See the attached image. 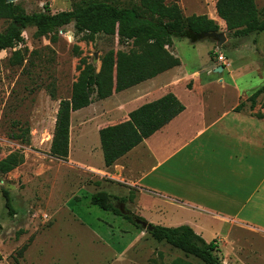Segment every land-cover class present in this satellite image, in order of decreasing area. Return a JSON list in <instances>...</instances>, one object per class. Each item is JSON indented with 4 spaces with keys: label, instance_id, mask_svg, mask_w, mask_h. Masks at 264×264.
I'll use <instances>...</instances> for the list:
<instances>
[{
    "label": "rangeland",
    "instance_id": "1",
    "mask_svg": "<svg viewBox=\"0 0 264 264\" xmlns=\"http://www.w3.org/2000/svg\"><path fill=\"white\" fill-rule=\"evenodd\" d=\"M74 1L77 0H14V3L20 4L27 13L43 11L45 5L55 13L70 10ZM171 1L178 2L186 16L205 14L212 18L220 32H224L221 48H217L215 38L196 43L174 38L168 49L179 58L178 67L139 87L95 100L87 108L71 114L66 160L50 156L49 145L59 100L70 97L71 86L82 68L80 59L84 58L99 72L101 58L107 51H128L132 43H122L117 36L104 34L89 40L83 33H75L73 24H69L47 35H39L34 27H27L22 33V43L0 51V159L14 151L24 155L23 164L0 177V237L4 244L0 248L15 264H19L22 245L33 239L36 241L28 253L29 260L41 256L44 263L57 260L61 264H106L107 261L120 264L112 260L115 257L112 250L119 252L128 240L135 239V234L126 233L134 225L90 203V193L97 192L98 188L85 186L89 178L81 170L95 159L94 148L100 143L97 130L122 120L120 112L126 109L122 97L154 85L157 90L162 89L165 81L174 78L175 91L189 105L193 104V97L185 93L186 88L198 85L194 94H203L204 112L209 115L244 95L249 96L264 84V32L233 36L227 20L218 12L219 0H166ZM254 4L259 18H263L264 0H254ZM6 25L0 21V30ZM218 54L223 55L225 64L218 61ZM219 66L225 70H218ZM263 98V95L258 98L253 110L246 99L242 109L256 114ZM22 132L23 138L14 136ZM98 162L94 165H100ZM105 188L124 193L119 187ZM2 189L9 191L13 215L5 207ZM139 202V210L132 205H127V210L152 225L184 219L196 233H202L206 242L217 236L232 241L231 246L223 249L221 241L216 240L220 250L217 254L227 259L224 264H264V231L242 226L228 230L226 224L207 214L176 207H165L158 212L151 207L149 197ZM145 239L143 249L135 252L137 242L133 243L123 253L124 259L134 264H202L166 242L156 241L146 230ZM102 241L111 251L97 243Z\"/></svg>",
    "mask_w": 264,
    "mask_h": 264
},
{
    "label": "trees",
    "instance_id": "2",
    "mask_svg": "<svg viewBox=\"0 0 264 264\" xmlns=\"http://www.w3.org/2000/svg\"><path fill=\"white\" fill-rule=\"evenodd\" d=\"M217 7L220 16L227 20L233 36L246 37L264 32V17L259 18L254 0H219ZM0 21L7 23L0 30V51L22 43V33L27 27H34L39 35H47L69 24H73L75 33H83L89 40L97 34H104L117 36L122 43H132L128 51H107L101 58L99 72L84 58L80 59L82 68L71 86L70 97L59 100L49 148V155L61 160H66L69 154L72 112L179 66V58L168 49L174 38L196 43L213 39L220 32L219 25L207 15L186 16L178 2L166 0H77L70 10L55 13L47 5L43 11L27 13L20 4L0 0ZM261 95L264 96V84L247 97L250 110L255 108ZM244 105L245 102L241 101L234 111H240ZM260 105L264 108V98ZM184 108L180 100L168 92L132 110L127 119L101 127L98 135L104 165L111 166ZM254 115L263 117L260 112ZM23 134L14 136L23 138ZM23 142L28 143V140L23 139ZM23 162L24 155L20 151L0 159V177ZM2 194L8 214H15L9 191L2 189ZM113 202L114 199L104 191L90 197L92 205L120 215L137 229H142L133 222L131 215L121 214ZM150 235L158 242L164 241L179 249L185 256L199 259L202 264H222V258L217 254L220 251L217 241L206 242L187 224L177 227L154 225ZM26 247L27 244L21 247V255Z\"/></svg>",
    "mask_w": 264,
    "mask_h": 264
},
{
    "label": "crops",
    "instance_id": "3",
    "mask_svg": "<svg viewBox=\"0 0 264 264\" xmlns=\"http://www.w3.org/2000/svg\"><path fill=\"white\" fill-rule=\"evenodd\" d=\"M174 68L128 89L151 82ZM224 70L225 68L222 71ZM173 79L165 81L162 89L157 90L154 85L140 88L133 94L122 97L126 109L120 112V116L125 120L132 110L168 92H172L180 100L184 110L109 167L104 165L98 142L94 148L96 155L93 163L86 161V169L81 170L86 172L89 178L85 186L108 193L114 199V205H123L126 210L127 205L139 210L140 199L149 197L151 207L159 210L158 212L165 207H176L183 211L192 210L215 217L226 224L228 230L242 226L264 231V108L259 105L257 110V113L262 114V118H257L246 109L234 111L241 101L247 99L248 96L244 95L239 101L207 115L204 112L203 94H194L198 85L193 84V89L186 88L185 93L193 97V104L189 105L175 91L177 84H174L176 81H172ZM88 153L91 156L90 149ZM94 162L100 165L96 166ZM106 186L119 187L124 193L117 192L116 189L110 190L105 188ZM131 194L134 195L133 198L130 197ZM74 197L79 199L78 196ZM114 216L117 217L113 214ZM183 224L193 227L184 219L175 223H156L165 227ZM138 231L135 226L127 228L126 233L135 234V239L131 242L128 240L119 252L112 250L115 254L112 260L119 261L120 264H134L124 259L123 253L136 242L138 249L134 248L135 252L145 247V230ZM200 236L202 237V233ZM225 238L227 239L226 236ZM217 239L221 241L223 249L233 244L221 236H217L215 240ZM35 241L33 239L25 243L27 247L18 259L19 264H61L57 260L44 263L41 256L29 260L28 253ZM91 243L95 245L96 242L91 240ZM97 243L106 245L111 251L104 241ZM148 243L149 241L147 247ZM3 245L0 237V247ZM3 250L0 248V264H15L14 259L8 258L9 255ZM154 252L157 253V250ZM225 255L224 250L223 256ZM225 261L226 258L222 259V264Z\"/></svg>",
    "mask_w": 264,
    "mask_h": 264
},
{
    "label": "water",
    "instance_id": "4",
    "mask_svg": "<svg viewBox=\"0 0 264 264\" xmlns=\"http://www.w3.org/2000/svg\"><path fill=\"white\" fill-rule=\"evenodd\" d=\"M7 3H11L14 2V0H6ZM214 38L217 40V48L220 49L222 46V43L225 41V36H224V32H219L218 34H216L214 36ZM218 70H222V66L218 67ZM120 212L121 214L124 215H131L132 220L135 224L139 225L142 227L143 230L148 231L149 233L152 232L154 230V225L148 223L147 221L140 219L134 215H132L128 210H126L124 208L123 205L120 206H116L114 205Z\"/></svg>",
    "mask_w": 264,
    "mask_h": 264
},
{
    "label": "built area",
    "instance_id": "5",
    "mask_svg": "<svg viewBox=\"0 0 264 264\" xmlns=\"http://www.w3.org/2000/svg\"><path fill=\"white\" fill-rule=\"evenodd\" d=\"M217 59H218V61H219L221 64H225V63H226V62H225V58L223 57L222 54H218Z\"/></svg>",
    "mask_w": 264,
    "mask_h": 264
}]
</instances>
